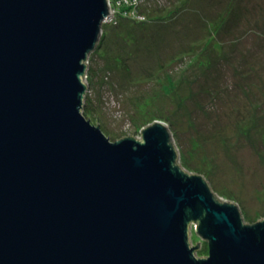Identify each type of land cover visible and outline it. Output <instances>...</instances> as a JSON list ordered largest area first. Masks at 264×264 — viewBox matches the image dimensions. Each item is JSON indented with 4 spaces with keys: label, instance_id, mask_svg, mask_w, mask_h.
Masks as SVG:
<instances>
[{
    "label": "water",
    "instance_id": "obj_1",
    "mask_svg": "<svg viewBox=\"0 0 264 264\" xmlns=\"http://www.w3.org/2000/svg\"><path fill=\"white\" fill-rule=\"evenodd\" d=\"M107 16V0H0V264H264V220L179 170L163 123L112 142L84 118Z\"/></svg>",
    "mask_w": 264,
    "mask_h": 264
},
{
    "label": "rangeland",
    "instance_id": "obj_2",
    "mask_svg": "<svg viewBox=\"0 0 264 264\" xmlns=\"http://www.w3.org/2000/svg\"><path fill=\"white\" fill-rule=\"evenodd\" d=\"M181 1L107 0L114 17L144 5L148 20L139 27H129L125 21L102 31L86 61L93 65L92 82L87 75L82 78L87 87L85 117L112 142L123 138L142 142L148 123L159 121L152 116L169 117L173 127L162 122L176 153L175 166L189 176H200L217 201L237 206L244 225L261 222L264 0L257 2L259 16L247 10L237 22L241 36L233 39L220 33L217 48L207 45L205 38L201 46L192 48L197 55L187 52V47L204 31L208 17L203 12L211 17L222 3L232 1L237 8L254 3L187 0L183 5ZM256 18L259 27L253 23ZM233 25L227 29L231 31ZM202 57L213 60L200 62ZM248 68L250 72H243ZM196 229L195 222L189 224L188 242L192 247L199 241L194 253L204 258L208 243Z\"/></svg>",
    "mask_w": 264,
    "mask_h": 264
},
{
    "label": "trees",
    "instance_id": "obj_3",
    "mask_svg": "<svg viewBox=\"0 0 264 264\" xmlns=\"http://www.w3.org/2000/svg\"><path fill=\"white\" fill-rule=\"evenodd\" d=\"M139 1L140 0H137V2H135V3H138ZM193 1L195 2V0H193ZM259 1L260 0H252L250 3H254V5H252V7H246V8L243 7V8H245V10L243 8H237L235 6L236 3H233L232 1L229 2V4H226L227 6L224 3H222L223 5L221 4V6L218 8L217 11L214 10L215 13L211 17H210V15H208V14L203 12V14H205V16H206L205 18L208 17L207 20L205 22H203L204 31L199 32V35L194 37L195 40L191 44L192 47H187L188 48L187 52L194 53L195 55H197V51L198 50L197 51H192V48L197 49L198 46H201L202 42L204 41L205 38H207L205 40V42H207V45L208 44H212V47H215V48L219 47V38H220L219 34L220 33L226 35L227 37H231V36L234 37L235 36L233 39H236L237 36H241V34L239 33V28L236 27V25L238 24L237 22L242 17L245 16V12H247V10L253 11L255 15L259 16L258 8L261 7V6H259V4H257V2H259ZM181 4H183V5L187 4V0H182ZM255 7H256V9L258 11L254 9ZM241 10L243 12V16H242ZM232 12L234 13L233 16H232ZM126 14H127L126 16H125V14H122L120 16H115V19L113 20L114 22L112 21L110 24L105 23L102 26V28L104 29L103 31L107 30V27L112 25V24H114L112 26H117L121 22H125V21H127V23L129 22V27H131V26L139 27V26H143L145 24V22L148 20L146 18L147 14L145 13V6L144 5L139 6V8L137 10H136V8H133L131 10L127 9ZM167 14H173V13L172 12H168ZM118 17H120V20L118 19ZM233 17H235L237 19L234 21ZM258 20L256 18L255 22H253L254 25H256L257 27H259ZM230 23H234L231 31H229L227 29V25L230 24ZM121 25H119V26H121ZM105 36H106V33H105ZM239 41H240L239 44H241L242 40H239ZM257 50H259V49H257ZM89 58H91V56ZM209 60H213V59H207L206 57H202V58L199 59L200 62H205V61H209ZM87 63H88V60H87ZM92 71H93V65L87 66V69L85 71V75H87V78H89L90 81L92 80V75H91ZM244 71H246V72L249 71L250 72L249 68L248 69H244L243 72ZM84 106H85V103L82 104V108H81L82 114H83L84 118L88 120V118L85 117L86 116V114H85L86 109L84 108ZM152 118L159 119V122H161V123L167 122V126L168 127H173L172 126L173 122L169 120V117H165L164 115L161 116L160 113H157L155 116H152ZM148 125H151V124L148 123Z\"/></svg>",
    "mask_w": 264,
    "mask_h": 264
},
{
    "label": "built area",
    "instance_id": "obj_4",
    "mask_svg": "<svg viewBox=\"0 0 264 264\" xmlns=\"http://www.w3.org/2000/svg\"><path fill=\"white\" fill-rule=\"evenodd\" d=\"M131 2H133V3H135V2H137V0H130ZM109 9H110V6H109ZM114 15V14H113ZM113 15H111V12H110V10H109V16H107L108 18L105 20V23H107V20H111V18L113 19H115V17L113 16ZM104 23V24H105Z\"/></svg>",
    "mask_w": 264,
    "mask_h": 264
},
{
    "label": "bare ground",
    "instance_id": "obj_5",
    "mask_svg": "<svg viewBox=\"0 0 264 264\" xmlns=\"http://www.w3.org/2000/svg\"><path fill=\"white\" fill-rule=\"evenodd\" d=\"M113 20H107V24H110ZM114 22V21H113ZM104 25V24H103ZM113 25V24H112Z\"/></svg>",
    "mask_w": 264,
    "mask_h": 264
}]
</instances>
